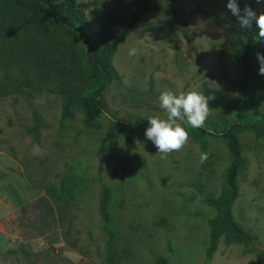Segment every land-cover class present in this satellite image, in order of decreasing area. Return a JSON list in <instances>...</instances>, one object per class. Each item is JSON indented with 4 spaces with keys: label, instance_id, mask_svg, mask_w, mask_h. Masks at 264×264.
Masks as SVG:
<instances>
[{
    "label": "rangeland",
    "instance_id": "obj_1",
    "mask_svg": "<svg viewBox=\"0 0 264 264\" xmlns=\"http://www.w3.org/2000/svg\"><path fill=\"white\" fill-rule=\"evenodd\" d=\"M226 4L76 0L106 39L133 21L112 57L119 79L104 93L105 115L91 125L65 98L68 71L58 59L67 44L48 39L31 17L0 8V264H159L160 258L166 264H264V139L239 134L244 164L230 215L251 241L233 242L224 233L210 259L209 221L218 211L200 199L224 193L229 157L222 141L185 129L184 147L162 158L145 130H134L124 167L127 131L120 130L106 146L101 172L96 159L109 116L166 118L158 103L164 90L209 97L204 125L229 123L241 102L243 45L257 70L245 115L264 112L257 29H241ZM237 4L241 12L246 6L264 12V2ZM29 48L49 60L37 62Z\"/></svg>",
    "mask_w": 264,
    "mask_h": 264
},
{
    "label": "trees",
    "instance_id": "obj_2",
    "mask_svg": "<svg viewBox=\"0 0 264 264\" xmlns=\"http://www.w3.org/2000/svg\"><path fill=\"white\" fill-rule=\"evenodd\" d=\"M238 2V0H236ZM0 8L31 17L47 33L48 39L63 41L69 51L58 59L64 70L67 69L68 77L78 82L75 85L66 84L70 91L65 98L79 107L86 125L93 124L100 116L105 115L103 96L110 85L119 79V75L112 64V57L119 44L126 38L132 27L129 23L115 38L106 39L100 36L79 12L76 0H0ZM138 14L136 11L135 16ZM258 52L264 55V43L256 41ZM37 62H46V55L37 54L29 48ZM241 64L240 96L241 102L237 107L234 118L223 127L204 125L192 128L180 122L182 127L198 138H212L225 144L229 157L228 165L223 175L224 193L218 199L203 198L200 200L214 206L217 217L209 221L210 240L206 250V257L210 259L217 249L219 238L228 233L233 242L247 243L251 241L249 234L239 228L233 220L231 207L238 196V176L243 168L239 134L250 133L254 138L264 139V112L258 117L251 118L245 115L250 105L251 91L257 79V70L252 53L247 45L239 51ZM63 61V62H62ZM82 61V62H80ZM72 100V101H70ZM111 126L99 142L97 149L98 171L101 172L105 163V149L120 130H126L124 137L125 152L124 167L129 156L134 130H146L149 126L145 121H124L109 116ZM80 192V191H79ZM51 209L47 205L46 210ZM159 264H166L163 258L157 260Z\"/></svg>",
    "mask_w": 264,
    "mask_h": 264
},
{
    "label": "clouds",
    "instance_id": "obj_3",
    "mask_svg": "<svg viewBox=\"0 0 264 264\" xmlns=\"http://www.w3.org/2000/svg\"><path fill=\"white\" fill-rule=\"evenodd\" d=\"M264 0H256L257 4ZM226 8L236 17L241 29H250L255 25L257 29L255 39L264 43V12L257 13L250 7L241 12L236 0H227ZM133 49L129 53L135 55ZM259 64L258 74L264 76V55L256 54ZM208 98L196 91L181 93L179 95L171 90H164L158 96L159 108L163 110L166 118L153 116L148 119V127L144 136L150 141L162 158L167 154L180 151L188 141V132L180 122L192 128H200L209 115ZM206 157H202V160Z\"/></svg>",
    "mask_w": 264,
    "mask_h": 264
}]
</instances>
